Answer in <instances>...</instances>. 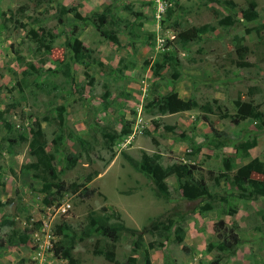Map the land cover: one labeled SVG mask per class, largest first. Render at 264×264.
Masks as SVG:
<instances>
[{
	"label": "rangeland",
	"instance_id": "rangeland-1",
	"mask_svg": "<svg viewBox=\"0 0 264 264\" xmlns=\"http://www.w3.org/2000/svg\"><path fill=\"white\" fill-rule=\"evenodd\" d=\"M231 1L235 7L224 0H0V264H68L53 251L55 228L63 220L77 234L73 254L80 264H113L95 251L109 242L100 234L108 205L137 229L176 217L171 239L162 245L151 248L161 238L145 233L151 264H209L217 251L208 245L218 240L214 224L222 218L236 225L241 238L225 264H264V196L233 183L241 165L256 157L264 162V122L233 120L239 97L264 111V0H257L259 19L253 22L242 17L246 0ZM215 12L239 22L220 24ZM103 13L117 43L94 24ZM192 31L197 34L191 40L180 35ZM77 37L87 48L85 62L72 58L69 42ZM68 63L74 80L64 73ZM174 92L199 106L165 114L151 107L155 97ZM204 105L212 112L203 111ZM124 121L132 133L106 142L102 128L120 131ZM36 123L68 186L50 207L43 203L42 180L28 166L35 161ZM253 137L257 146L248 157H235L226 174L224 161L240 141ZM69 152L79 160L66 169ZM144 153H160L165 165H195L212 201L189 200L174 175L167 179L171 198L158 197L150 177L127 159ZM89 174L94 177L87 182ZM79 184L94 191L74 192ZM209 202L213 208L202 210ZM90 225L92 235L81 240ZM177 226L185 231L180 242ZM134 237L124 233L116 243L118 264H129L131 256L145 264L143 250H133Z\"/></svg>",
	"mask_w": 264,
	"mask_h": 264
},
{
	"label": "trees",
	"instance_id": "trees-1",
	"mask_svg": "<svg viewBox=\"0 0 264 264\" xmlns=\"http://www.w3.org/2000/svg\"><path fill=\"white\" fill-rule=\"evenodd\" d=\"M224 2L231 8L235 7L234 2L231 0H224ZM246 4L247 7L242 9V17L246 22L258 20V1L246 0ZM68 10L69 8H67L66 12H68ZM215 15L219 18L220 24L225 26H232L239 22L237 16L231 14L220 17V14L215 12ZM93 20L95 26L107 39L115 43L118 42L119 39L116 30L112 27L110 28L112 21L108 14H97ZM15 22L18 26L23 24L19 19H15ZM197 31H200V28H198ZM190 33L182 32L180 35L183 36V38L186 37V40H191L196 37L197 33L195 31ZM50 35L51 40L54 39V34L50 33ZM69 45L72 50L73 60L77 62H85L88 55L87 48L83 45L82 40L77 37L73 41L69 42ZM46 47L49 49V46L46 45ZM172 64L175 67L176 63L172 62ZM64 73L74 80L71 64H66ZM174 76L177 77L178 73ZM235 105L237 107L236 114L233 116L235 123H239L247 118H254L258 122H264V111L260 110L259 107L254 105L252 102L242 101L239 97L235 101ZM198 106L199 104L197 101L193 99H183L176 92L157 96L151 103V107L157 110L160 114L191 110ZM201 108L205 112H212L213 110V108L209 105H204ZM6 124L8 125V123ZM60 124H64V122H61ZM215 131L222 136H227L224 132ZM32 133L34 142L31 147V154L35 157V161L31 162L28 166L33 170L34 177L42 180L41 191L45 193L43 203L50 207L58 202L59 197H61L64 192L68 190V186L65 181L60 178L61 170H58L57 168L56 155L47 150V137L42 125L40 123H36V128L33 129ZM131 133L132 126L128 121H124L122 123L120 131L108 130L107 127H103L101 130L102 137L108 143H114L122 136L130 135ZM73 136L74 135L72 134L71 138H73ZM59 139H63V136H60ZM79 143L85 148L83 140L79 139ZM255 146H257V137L240 141L236 146V153L224 161L226 174L230 175L235 157H248L250 155V149ZM64 159L66 162L65 168L71 169L78 163L79 157L75 153L69 152L65 155ZM127 159L132 166L150 177L154 184L155 194L158 197H162L166 200L171 198L169 184L167 182V179L171 175L177 177L180 188L189 200L208 199L212 201V198L214 197L206 181L195 177V165L184 162H175L170 165H165L161 160L162 156L160 153H144L140 159H135L134 157L127 155ZM255 173L262 175L263 178L259 179L254 177L253 175ZM233 176V183L238 189L242 191L251 189L253 194L264 196V162L258 157L241 165L236 172H234ZM93 177V174H89L86 179L87 182H90ZM73 190L74 192H82L83 195H87L89 192L94 191V189H90V187L86 184L75 185ZM212 208L213 205L210 202L202 206V210H209ZM103 211L107 213V218H105L106 220L100 225V234L109 242H107L105 249L97 248L95 251L96 253L103 255L113 264H118L116 259V243L120 240L121 235L124 233L133 234L135 236L133 240V250H143L145 264H151L149 250L144 247L145 233H155L161 238V242L158 245L150 243V247L155 248L171 239L172 227L177 222L176 217L169 215L165 218H156L143 229H137L127 226L121 212L113 205L104 206ZM71 229L72 226L66 220H63L56 226L55 235L59 237V240L55 242L53 251L56 256L67 259L68 264H80L79 259L73 254L77 234L71 231ZM176 230H179V232L176 233L177 241H183L185 237L184 229L177 226ZM214 230L218 240L210 242L208 249L210 251L216 250L217 254L214 259L209 262V264H225L226 257L236 253L237 248L241 243V238L236 225H229L223 218L215 222ZM93 231L94 227L90 225L84 230L80 239L83 240L85 237L91 236ZM16 240L17 238L13 236L11 237L10 242L15 243ZM0 242H2L1 237ZM129 264H136V258L134 256L129 258Z\"/></svg>",
	"mask_w": 264,
	"mask_h": 264
}]
</instances>
